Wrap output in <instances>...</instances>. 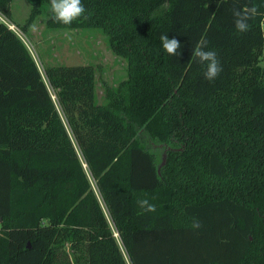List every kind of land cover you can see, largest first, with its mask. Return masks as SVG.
Listing matches in <instances>:
<instances>
[{"label": "trees", "instance_id": "16d2710c", "mask_svg": "<svg viewBox=\"0 0 264 264\" xmlns=\"http://www.w3.org/2000/svg\"><path fill=\"white\" fill-rule=\"evenodd\" d=\"M29 2L22 30L42 11L50 28H99L126 76L97 102L92 64H46L54 100L0 19V264H128L88 174L130 264H264V15L246 32L232 15L264 0H81L70 25ZM202 40L213 81L191 55Z\"/></svg>", "mask_w": 264, "mask_h": 264}, {"label": "rangeland", "instance_id": "374dc122", "mask_svg": "<svg viewBox=\"0 0 264 264\" xmlns=\"http://www.w3.org/2000/svg\"><path fill=\"white\" fill-rule=\"evenodd\" d=\"M31 4L29 0H12L11 15L12 23L9 19L0 14V18L6 24H10L12 29L23 40L30 51L35 63L37 64L43 79L55 98L53 89L47 82L44 66L46 64H79L90 63L95 68V92L96 101L105 100L104 93L107 85H115L120 79L126 76L125 60L116 55L107 43L104 32L99 28H50L46 25L48 15L45 11L38 13L33 20L27 24L25 30L20 27L29 14ZM259 64L264 66V56L260 58ZM76 149L77 148V145ZM80 158L81 155L79 154ZM83 167L85 163L81 159ZM92 190L97 197L106 220L116 234V229L110 217L109 210L104 202L103 196L95 185V181L88 174ZM118 233V232H117ZM116 238L120 244L122 252L129 264L127 254L119 238ZM69 254L71 249L66 246ZM72 255V254H71Z\"/></svg>", "mask_w": 264, "mask_h": 264}, {"label": "clouds", "instance_id": "9594fccd", "mask_svg": "<svg viewBox=\"0 0 264 264\" xmlns=\"http://www.w3.org/2000/svg\"><path fill=\"white\" fill-rule=\"evenodd\" d=\"M50 12L52 13L51 18L55 22L62 23L64 25H70L74 20L83 17L86 13L85 6L81 3V0H50ZM232 15L234 17V26L239 32H246L250 25L249 21L257 15H264L258 11V7L245 6L243 8H233ZM161 46L167 54L173 57H178L180 52L181 44L176 38H169L166 33H162L159 37ZM207 40H202L192 48L191 55L195 58L198 63L205 64L206 68L204 71V78L209 81L215 80L219 77L223 71L218 54L215 50L207 49ZM139 208L144 212H155L156 205L150 203L148 199H141L137 201ZM192 227L200 228L201 223L196 218H192Z\"/></svg>", "mask_w": 264, "mask_h": 264}, {"label": "built area", "instance_id": "2783aa9c", "mask_svg": "<svg viewBox=\"0 0 264 264\" xmlns=\"http://www.w3.org/2000/svg\"><path fill=\"white\" fill-rule=\"evenodd\" d=\"M1 19V18H0ZM3 20V19H2ZM4 21V20H3ZM8 26L11 28L12 26L10 24H8ZM115 234V233H114ZM118 233L116 232L115 235H117ZM130 264V263H129Z\"/></svg>", "mask_w": 264, "mask_h": 264}]
</instances>
